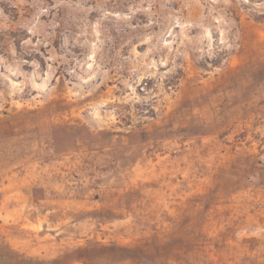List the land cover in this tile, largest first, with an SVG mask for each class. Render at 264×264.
<instances>
[{"label": "rangeland", "instance_id": "1", "mask_svg": "<svg viewBox=\"0 0 264 264\" xmlns=\"http://www.w3.org/2000/svg\"><path fill=\"white\" fill-rule=\"evenodd\" d=\"M0 264H264V0H0Z\"/></svg>", "mask_w": 264, "mask_h": 264}]
</instances>
